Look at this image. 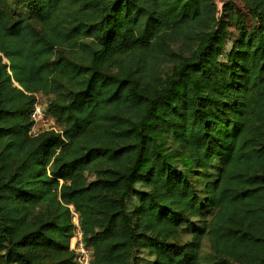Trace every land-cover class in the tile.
<instances>
[{
	"label": "trees",
	"instance_id": "1",
	"mask_svg": "<svg viewBox=\"0 0 264 264\" xmlns=\"http://www.w3.org/2000/svg\"><path fill=\"white\" fill-rule=\"evenodd\" d=\"M22 1L0 7V264H75L71 205L91 264H264V0L228 51L215 0Z\"/></svg>",
	"mask_w": 264,
	"mask_h": 264
},
{
	"label": "rangeland",
	"instance_id": "2",
	"mask_svg": "<svg viewBox=\"0 0 264 264\" xmlns=\"http://www.w3.org/2000/svg\"><path fill=\"white\" fill-rule=\"evenodd\" d=\"M218 9H217V17L224 20V24L226 28L229 30V35L225 44V49L228 51L233 42L238 37V35L245 28H252L256 25V20L250 15L248 12L244 2L242 0H215ZM9 6L11 9H16L17 11H24L25 7L23 5L22 0H0V7ZM181 44H172V47H179ZM169 68V63H166ZM41 101H46L47 98L44 94H38ZM51 125H53V121H50ZM93 175H90L92 177ZM191 238V234L188 232H184L181 236V241H187ZM203 254L213 255L211 251L208 240H204L203 242Z\"/></svg>",
	"mask_w": 264,
	"mask_h": 264
},
{
	"label": "built area",
	"instance_id": "3",
	"mask_svg": "<svg viewBox=\"0 0 264 264\" xmlns=\"http://www.w3.org/2000/svg\"><path fill=\"white\" fill-rule=\"evenodd\" d=\"M33 126L31 128V133L37 134L41 130L52 128L50 121H53L50 116L46 114V106L41 102L39 96L37 95V100L33 105L32 110ZM54 124V122H53ZM72 218L75 223V235L71 240V248L76 253V263L75 264H91L92 252L90 247L86 244L83 239V234L80 226L79 213L71 205Z\"/></svg>",
	"mask_w": 264,
	"mask_h": 264
}]
</instances>
